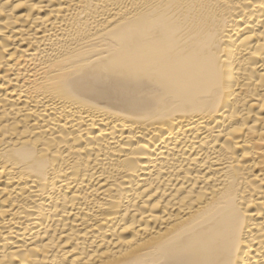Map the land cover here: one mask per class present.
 Instances as JSON below:
<instances>
[{
	"label": "bare ground",
	"instance_id": "6f19581e",
	"mask_svg": "<svg viewBox=\"0 0 264 264\" xmlns=\"http://www.w3.org/2000/svg\"><path fill=\"white\" fill-rule=\"evenodd\" d=\"M0 264H264V0H0Z\"/></svg>",
	"mask_w": 264,
	"mask_h": 264
}]
</instances>
